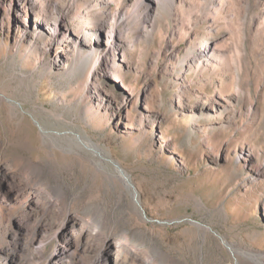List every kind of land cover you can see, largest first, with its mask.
<instances>
[{"label": "rangeland", "instance_id": "374dc122", "mask_svg": "<svg viewBox=\"0 0 264 264\" xmlns=\"http://www.w3.org/2000/svg\"><path fill=\"white\" fill-rule=\"evenodd\" d=\"M61 11L109 58L62 53ZM204 14L182 34L150 0H0V264H264V37L199 64L231 43Z\"/></svg>", "mask_w": 264, "mask_h": 264}, {"label": "bare ground", "instance_id": "6f19581e", "mask_svg": "<svg viewBox=\"0 0 264 264\" xmlns=\"http://www.w3.org/2000/svg\"><path fill=\"white\" fill-rule=\"evenodd\" d=\"M141 1V0H139ZM155 3L156 10L160 7H165L167 14L172 16L174 21L180 25L182 34H185L189 28L193 26V21L198 20L200 14H204V19L211 18V20L216 24L219 30L227 31V37L231 40V43L217 41L212 46L199 48L197 54L195 55V62L199 64L206 62L207 64H216L220 66L225 72H230L233 69V63L236 62L241 66L243 59V46L246 41V37H250L255 43H260L264 37V0H150ZM150 5V4H149ZM254 6L260 7V12L257 15L252 16L251 11ZM31 5L22 6V11L25 15L28 14ZM66 13L61 11L58 13V17L53 21L49 22L50 26L53 28L51 36L55 40L59 41L55 34L56 32L62 31V24L64 16ZM158 15L151 18V22L156 21ZM117 22H123L126 20L125 11L117 12ZM115 18V19H116ZM108 21H104L99 25L96 32L97 37L100 35L98 32L101 30L108 35L107 41L111 40V34L116 30L114 24ZM63 37L67 40L63 43L62 53L70 52L71 47L76 46L78 43L85 45L90 43L92 49H94L96 61L98 64L103 63L109 58L108 48L109 44H103L100 41L87 42L84 39L79 40L80 37L74 36L73 32L62 31ZM99 35V36H98ZM106 46L105 48L102 46ZM100 66V65H99ZM226 73V74H227ZM84 143L90 147H94L98 151L102 150L96 146L93 141H88ZM103 153V152H102ZM30 169L32 173L38 171L36 165H31ZM124 172V171H123ZM127 181H132L129 173L124 172ZM35 175V174H34ZM132 183V182H131ZM133 184V183H132ZM131 184V185H132ZM135 197L137 198V190L134 188ZM59 249L57 252H61ZM58 254L50 256L53 260ZM145 264H150L145 262Z\"/></svg>", "mask_w": 264, "mask_h": 264}, {"label": "water", "instance_id": "95a60500", "mask_svg": "<svg viewBox=\"0 0 264 264\" xmlns=\"http://www.w3.org/2000/svg\"><path fill=\"white\" fill-rule=\"evenodd\" d=\"M137 199V198H136ZM138 201V200H137Z\"/></svg>", "mask_w": 264, "mask_h": 264}]
</instances>
